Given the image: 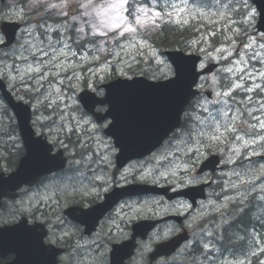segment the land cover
Listing matches in <instances>:
<instances>
[{"label":"rangeland","instance_id":"1","mask_svg":"<svg viewBox=\"0 0 264 264\" xmlns=\"http://www.w3.org/2000/svg\"><path fill=\"white\" fill-rule=\"evenodd\" d=\"M174 1L147 0L146 2L144 0H127L126 6L119 13L113 8V5L118 4L120 0H7L4 7L0 3V25L3 21H17L24 26L21 30L20 46H17L15 51H13V54L18 58L17 66L15 62L8 60L2 63L1 72L9 75L11 85L14 88L20 89L17 83L28 79V86H25L24 89L21 88L20 92L23 96H26L28 92V99L26 100L33 106L35 111L34 126L42 132L43 130H48V133L52 134L65 132L69 135L73 130H76L82 145L94 150L96 156H102L103 161L109 164L112 154L109 153L110 148L101 133L103 126H98L92 117L86 115L78 101V95L85 89L97 92L99 87L111 77H130V70L147 63H153L159 69H162L159 70L160 72H165V76L168 75V64L160 49L154 44V36L150 39L148 37L152 36L166 20L173 24H178L176 22V9L171 7ZM160 4L162 8H167L166 12L157 10ZM175 4L184 8L181 17L183 21H186L184 24L192 21V24L198 27L203 22L212 19L207 15L212 12L208 7L190 5L187 0H185V3L179 2ZM48 11L63 18L61 21L42 25L40 31L38 30V24L33 25L34 22L40 21L33 20L34 15L31 13L44 14ZM144 12L148 13L147 17L143 16ZM155 12L161 13L160 19L157 21L158 26L151 24V17ZM168 12H172L173 16L169 17L167 15ZM120 15L131 26L137 27L135 33H125V35L121 36L119 35V30L109 31L113 26L114 18ZM203 15H205V17H202L203 19L195 18L190 20L195 16ZM137 16L146 21V27L141 28L135 24ZM104 23H107L108 27H104ZM26 24H28V30ZM250 26L251 23L246 20H239L235 25L236 29L245 32L250 29ZM192 38H194V35H192ZM3 40L0 30V41ZM78 42H82L87 50L78 51L76 48ZM235 48L236 46L216 49L211 53L212 55L208 56L219 60L223 51L233 54ZM255 54L258 59L264 56L263 51L255 52ZM27 58L28 61L21 62V60ZM241 59L247 60V58ZM36 69H39V71H36ZM240 69L241 64L237 63L235 67H230L228 70L239 71ZM262 70H256V75L259 76V83L257 86L252 83L250 89L253 91L257 87L259 94L264 95V88H262L264 86L262 82V80L264 81V70ZM225 84L226 86L229 85V83ZM242 86H245V83L241 80L231 84L227 90H222L221 85L217 86V100L209 103L214 116L219 113L222 117V122L229 124L232 129L243 118V111L239 107V103L247 104L246 112L250 120L254 119V114H264L262 111L263 100L252 99L251 101L249 100V103L246 99L243 101L237 97L232 105L227 95L222 96L224 92H232L231 95H233V90ZM206 101L203 99L201 104L208 110L209 104ZM253 103L255 106H252L254 105ZM1 107L2 102H0V111L4 109V107ZM226 111L228 116L224 117L223 113ZM3 121L4 119L0 112V134L1 132L3 133V136H0V140L15 141L17 137L12 134L9 125L3 124ZM212 121L213 118H209L203 121V124L212 123ZM261 122H264V120ZM257 126V128L254 125L253 127H247L246 132H243V134L249 136L255 134L253 138H250V142L249 140L238 142L232 137L226 141L229 134H235L234 130L226 132L225 138L217 142L220 149L222 145H228L230 151L226 155V162L231 165L240 160H253L247 162L244 167L234 168L232 173L227 174V177L220 174L225 177L224 185L221 186L222 190L218 194L213 193L212 197L214 198L215 195L225 197L222 199L218 197L214 201L211 200L208 204L201 205L195 211L189 222V226L194 230L192 242L187 244L189 246L184 247L178 256L162 260L159 264H264V226L262 231L252 232L249 235L251 247L248 254H246L247 256H237V259L232 256L220 258L219 254L208 257L205 255L191 256L192 245L197 240H201L200 243L206 249L210 246L207 241H204V237L207 240L212 237L210 233L206 234L208 231L207 227L199 229L197 225L214 209V211L219 212L223 210L224 215H227L236 203H245L254 197L255 199L249 205H254V209L257 208L254 212V214L258 215L257 223L263 222L264 225V161L259 158L264 157V128L261 125ZM46 127L49 128L46 129ZM212 132L208 135H211ZM84 133L85 135H83ZM93 134H95L94 137L97 139L96 141L94 140L95 144L91 140ZM193 137L186 136L183 131L174 137L155 157V161L145 166V173L141 174L145 180H164L183 172L187 173L186 179L193 178L192 181L186 184L201 182V179L194 174L195 168L204 159L206 148L210 143H207L205 138H203L202 142H198L199 138L196 133ZM191 142L195 143V145H191ZM246 145H248V149L242 152L239 159L235 160L232 153L234 156L240 155L242 147ZM177 146H179L180 150H177ZM196 148H199L200 151H195ZM223 149H225V146H223ZM165 150H172L171 156L174 152L179 153V157H175L170 164L164 165L162 162L168 158L164 152ZM244 152H247V154L244 155ZM92 155L90 154V156ZM3 157H8V155L3 154ZM100 167L101 163L97 164L94 171H96V168L99 170ZM107 180L108 183L112 182V178L109 175ZM175 181L178 184L182 182L181 175L175 178ZM51 190L45 191L40 199L47 203L54 202L53 199L56 198V195L54 194L53 197H50L49 192ZM28 201L38 202L39 199L35 200L30 197ZM25 202L26 200L22 199L18 203L23 204ZM150 205L151 203L146 200L145 207L143 206L144 209L135 208L136 214L138 216H147V214L154 211V208ZM171 210L173 211L172 208ZM176 210L178 212L186 211L189 210V207L183 203L177 205ZM158 211L162 213L164 210ZM234 212L235 210L233 209L232 214ZM232 214H230V217H232ZM238 214L240 215V213ZM122 217L123 219L126 218V226L132 220L129 212H122ZM224 223L225 219L222 221V224ZM160 234L159 232L154 233L153 238L158 241ZM153 238L150 243L148 242L144 246L146 251L152 247L155 241ZM212 239L213 237L210 243H212ZM140 256L132 264L142 263L143 260Z\"/></svg>","mask_w":264,"mask_h":264},{"label":"water","instance_id":"2","mask_svg":"<svg viewBox=\"0 0 264 264\" xmlns=\"http://www.w3.org/2000/svg\"><path fill=\"white\" fill-rule=\"evenodd\" d=\"M260 9L261 18L259 29L264 31V0H252ZM15 26H9L13 30ZM166 55L175 66L176 76L164 82H149L144 78L129 80H117L108 85H104L106 96L97 98L94 94L85 91L80 95V100L84 107L102 122L106 118L112 119V124L107 130V134L115 139V143L120 150L118 163L120 165L136 158L147 156L158 148L164 139L176 128L180 126L181 117L186 105L196 94L193 89L197 84L200 74L197 72L199 57L185 56L181 52H166ZM0 91L3 98L14 111L18 121L22 139L27 145L28 141V163L39 160L41 168L38 174H48L59 170L63 166L60 158H52L50 150L45 143H41L45 148V153L40 156L35 150L34 131L31 127L30 107L22 102H16L11 93L7 90L6 84L0 80ZM109 105L105 115L95 113L98 105ZM25 164L24 157L17 171L10 175L8 179L11 183L17 184V188L25 183ZM216 160L211 158L204 164V168L214 166ZM30 179V177H28ZM143 193H159L166 190H159L155 187L144 186ZM3 195L0 194V205ZM18 228V226H15ZM152 227L145 228V234ZM8 235L0 230V236H5L4 242L0 245V256L16 248L18 257L12 264H25V251L23 238L16 236L12 228ZM137 236V228H135ZM146 236V235H144ZM182 239H174L169 243L157 246L152 254L153 258L174 252L181 244ZM134 248L133 241H129L121 246H116L112 254V264H124V261L132 255ZM36 255L33 249H29L28 264H34Z\"/></svg>","mask_w":264,"mask_h":264},{"label":"flooded vegetation","instance_id":"3","mask_svg":"<svg viewBox=\"0 0 264 264\" xmlns=\"http://www.w3.org/2000/svg\"><path fill=\"white\" fill-rule=\"evenodd\" d=\"M25 61H28V58L25 59ZM263 84L264 81L262 80ZM245 86H252L251 82L244 81ZM261 87V86H260ZM229 88V85L226 86V84L222 85V90H227ZM264 88V86H262ZM257 90V89H256ZM259 94L260 92L257 91ZM233 94L240 97H245L244 92L241 91V89H234ZM239 107L242 109L243 118L240 120L239 123L234 125V135H239L241 137L238 142L243 140H249L250 138H253L255 134H252L251 136L243 134V132H246L247 127H254L257 128V125H261L260 122L264 120V114H254V119L250 120V118L247 117V104L239 103ZM254 104V103H253ZM252 106H255L252 105ZM263 115V116H262ZM260 117V118H259ZM256 118V119H255ZM247 120V122H245ZM255 120V121H254ZM245 122V123H244ZM244 135V136H243ZM111 142V141H110ZM256 142V141H255ZM226 149V150H225ZM225 149H222V152L220 151L222 157L223 154L229 153V147H225ZM247 154V152H246ZM224 158V157H223ZM250 161L253 159H249ZM256 160V159H255ZM131 165V164H130ZM245 164H228L227 166H224L221 170H224L226 168L228 171L227 173H232L234 168H241ZM129 165L118 169L115 167L114 162L110 161L109 166L107 167V172L113 170V176L115 177V180L112 179V182L108 184L107 190L108 192L114 190L115 188H122L126 187L132 184H143V180H139V178L135 174H130L127 172ZM92 173V164H86L84 163L81 167V170L78 175L83 174H91ZM224 175V171L222 172H215V174L207 173L204 176L201 177L202 182H211L214 189L208 188L207 189V198L206 203L208 204V200L210 199V196L214 193L218 194L219 189H217V186H222V182H219L218 180L221 179L222 181L225 180V177H222ZM81 179V178H80ZM62 180L61 175H51L42 178L39 183L35 187H24L22 191L19 193V198H22L25 196L26 203L24 205L20 204L18 205L20 208L24 207V214L21 215L25 217L26 223H25V231L28 235L34 234V235H44L43 243H44V250L43 253L46 255L47 259L50 262H53L55 264H109L110 262V254L111 250L113 248L114 244L122 243L123 241L127 240L131 234H132V225L125 224L126 218L123 219L122 212L125 213V211H120V208L125 206H132V205H141L144 204V197L143 196H137V197H126L124 199L115 200L114 206L105 214L104 218L99 222L96 230H94L92 233H87L88 228L85 225H80L74 221H72L66 214V209L70 207H75L80 211V208H88L91 205L96 204L97 202H100L101 195L99 193H94L90 191L87 188V185L85 183H81V181H77L78 189H70L69 192H62L61 189L58 187L56 188L57 191V201L58 203L52 207L51 209L47 208H41V205H35L32 203H28V195L30 193H33L34 191L40 190L45 186L52 185L55 181ZM218 182V183H217ZM81 187V188H80ZM211 187V186H210ZM85 190H89L88 193ZM220 196V195H215ZM18 198V199H19ZM10 202L13 200H9ZM7 200L4 202L3 208H11V204ZM14 204V203H13ZM12 204V205H13ZM17 205V204H15ZM171 205V204H170ZM189 207V206H188ZM209 208V207H208ZM196 209V208H195ZM3 210V209H2ZM2 210L0 211V217L2 216ZM171 212V206L169 208ZM16 209L10 210V212H13L16 214ZM19 212L21 210H18ZM176 214L183 215L184 220L186 223L183 225H180L174 221L167 222V224L163 225L161 228H163L162 233L166 234L162 236L161 239L169 237V235H175L177 233L182 234L186 233V230L189 231L190 237L188 238V242L185 244H189L192 242L194 236L192 228L189 226V222L191 221L192 217L194 216V209L186 211H177L174 210ZM128 213V212H127ZM134 212H132L133 214ZM79 214V212L77 213ZM9 215L14 216V222H16V218L18 215H13L10 213ZM133 219V217H132ZM16 220V221H15ZM123 220V221H122ZM136 220H138V217L133 219V224ZM6 220L1 219L0 225H5ZM174 222V223H173ZM13 223V222H12ZM207 227L208 231L206 234H209L212 232V237L215 236L216 230L213 225H197V228L202 229ZM223 228V227H222ZM224 229V228H223ZM255 230V229H254ZM252 230L251 232H253ZM157 231H154L156 233ZM153 233V234H154ZM247 240L244 242L249 243V235L250 232L247 234ZM211 237V238H212ZM211 238L208 239V241H211ZM157 242H160V237ZM198 242V240H197ZM196 242V243H197ZM211 244V243H210ZM193 244L191 251L194 250ZM27 251V264H28V244L26 246ZM62 251V252H60ZM58 253L57 255H54L53 253ZM211 255V253H208ZM208 254L206 257H208ZM239 254V253H238ZM237 253L234 254V259H237ZM13 259V256L8 255L5 258H0V264H5L10 262Z\"/></svg>","mask_w":264,"mask_h":264},{"label":"trees","instance_id":"4","mask_svg":"<svg viewBox=\"0 0 264 264\" xmlns=\"http://www.w3.org/2000/svg\"><path fill=\"white\" fill-rule=\"evenodd\" d=\"M233 0H196L195 2L198 3V6L200 7H208L210 11H216L222 8L225 4L232 2ZM192 34L190 31H181V27L178 29L176 28H168L165 29L163 32H159L156 36H154V43L155 45L160 49H167V48H180L183 50H188L191 47H187L186 42L190 37L192 38ZM151 70L147 69L143 75L147 77H151ZM3 110L6 111V115L9 117L10 122L15 124V120L10 112V110L5 107ZM2 133V132H1ZM257 210V208L254 209V205H249L246 209L247 216L244 218H239L238 220L235 218L237 216H234L235 218L233 222L229 225V227L225 226L223 229V237L224 239L221 242H215L214 246L216 248V251H222V257L224 255L229 254L230 252L239 253L241 251L242 242L238 240V234L239 235H246L250 230L245 226L247 222L250 220H254V218H258V215L254 214V211ZM244 223V224H243ZM236 225V226H235ZM239 227V228H238ZM255 230L260 231V228L257 227ZM240 231V232H239ZM228 234V235H227ZM215 236H218V231L216 230ZM233 238V239H232ZM231 239V240H230ZM233 242V243H232ZM240 245V246H239ZM233 246V249H232ZM238 247V248H236ZM226 253V254H225ZM233 254V255H234ZM225 257V256H224Z\"/></svg>","mask_w":264,"mask_h":264},{"label":"bare ground","instance_id":"5","mask_svg":"<svg viewBox=\"0 0 264 264\" xmlns=\"http://www.w3.org/2000/svg\"><path fill=\"white\" fill-rule=\"evenodd\" d=\"M154 42V41H153ZM155 44V43H154ZM157 47V46H156ZM165 49H163V50H160L161 52L162 51H164ZM262 70V69H261ZM264 70V69H263ZM262 70V71H263ZM252 83V82H251ZM229 87H230V85H229ZM235 95V94H234ZM235 97L237 98H239V99H241V100H245L246 99V97H240V96H236L235 95ZM256 100H263L264 101V95H262V94H258L257 95V97L255 98ZM263 116V115H262ZM260 118V117H259ZM255 121V120H254ZM261 130V129H260ZM257 131H259L258 129H257ZM0 136H2V133L0 134ZM234 138L233 137V134H229L228 135V138H227V140L226 141H228V139L229 138ZM194 138V137H193ZM223 146H225V147H228V145H222V147H221V149H220V151L222 152V149H223ZM223 153V152H222ZM244 155H246V152H244ZM223 157H224V159L226 160V154H223ZM252 161V160H251ZM247 162H250V160H248V161H244V160H240V161H236L235 162V164H239V166H241V164H246ZM228 164H230V163H228ZM244 166H246V165H244ZM243 166V167H244ZM240 172V171H239ZM218 173V172H217ZM212 174H215V173H212ZM219 182H222V185H224V181H222L221 179H219L218 180ZM218 183V182H217ZM217 189H219V190H222V187L221 186H217ZM260 191V190H259ZM224 198L225 196H214V199L216 200L217 198ZM258 197V196H257ZM263 198V197H262ZM255 198L253 197V198H250L248 201H246L245 203H236L234 206H233V208L231 209V211H230V213L229 214H227V215H224V213H223V210L222 211H212L205 219H203V220H201L199 223H198V225H200V224H202V225H205V226H209V225H213L214 227H215V230H217L218 231V236L216 237V236H213V239H212V245L210 244V242L211 241H208L207 240V238H205L204 237V241L206 242L207 241V243H209L210 244V246H209V248L208 249H206V248H204L203 247V245L200 243V241L201 240H198V242L197 243H195V247H194V250L193 251H191V256L192 257H195V256H201V255H205V256H207V254L208 253H211V255H209L208 254V256H213V255H215V254H219L220 255V258H225V257H227V256H232V257H234V253L233 252H230L229 254H227V255H224L223 257L221 256L222 255V251L220 250L219 252L218 251H216V248H215V246H214V241L216 242H221L223 239H224V237H223V228H225V226H227V227H229V225L233 222V220L236 218L237 220L239 219V218H244V215H245V217L247 216V214L248 213H246V209H247V207L249 206V204L250 203H252V201L254 200ZM233 209L235 210V212L232 214V211H233ZM240 213V215L238 214V213ZM255 212V211H254ZM230 214H232V217H230ZM234 216H237V217H235V218H233ZM225 219V223L224 224H222V221ZM257 220H258V218H254V220H250L249 222H247L246 224H245V226L247 227V228H249V229H252V230H254V229H256L257 227H259L260 228V231H262V228H263V222H258L257 223ZM261 221V220H260ZM244 224V223H243ZM236 226V225H235ZM223 227V228H222ZM239 228V227H238ZM252 230H250L249 232H250V234L252 233L251 231ZM259 231V232H260ZM240 232V231H239ZM253 232H257V230H254ZM186 235V233H182V234H180V236L182 237V236H185ZM210 235H212V232L210 233ZM228 235V234H227ZM233 239V238H232ZM248 238H247V235H239L238 234V240L239 241H241L242 242V246L240 247L241 248V251L239 252V254L237 255V256H247L246 254H248V252H249V249H250V247H251V245H250V243H246V242H244L245 240H247ZM231 240V239H230ZM188 242V239L184 242V244H186ZM254 242V241H253ZM233 243V242H232ZM206 244V243H205ZM193 246V245H192ZM240 246V245H239ZM236 248H238V247H236ZM232 249H233V246H232ZM226 254V253H225ZM254 258H256V257H254ZM154 259H156V258H153V256L152 255H147V260H149V261H151V260H154Z\"/></svg>","mask_w":264,"mask_h":264},{"label":"snow or ice","instance_id":"6","mask_svg":"<svg viewBox=\"0 0 264 264\" xmlns=\"http://www.w3.org/2000/svg\"><path fill=\"white\" fill-rule=\"evenodd\" d=\"M127 4V0H120V2L118 4L113 5V8L116 9V11L122 12L123 8L126 6ZM172 8L176 9V22L177 23H186V21L182 20V14L184 12V8L177 5V4H172L171 5ZM167 15L169 17L173 16L172 12H168ZM144 17L148 16L147 12L143 13ZM161 13L159 12H155L152 14L151 17V24L154 26H158L157 21L160 19ZM135 24L139 27H146L147 23L144 19H142L140 16H137L135 19ZM104 27H108L107 23H104ZM119 30V35L123 36L125 35V33H135L137 31V27H133L131 26L128 22L125 21L124 17L122 15L114 18L113 20V26L109 29V31H116ZM106 34V33H104ZM2 42V41H0ZM36 71H39V69H36ZM248 91H251V89H248ZM224 95H228L227 92L224 93ZM224 117L228 116V112H224L223 113ZM204 122L201 121V124H203ZM214 126V131L212 132L211 135H208L207 133H205L204 128H198V129H194V131L197 134L198 142H202L203 138L207 135V138L209 140H216V141H220L222 139L225 138V133L226 132H231L233 129L232 127L227 124V123H223L222 122V117L219 113H217V115L215 117H213V121H212V125H208V127H213ZM261 127L264 128V122H261ZM221 129H223V131H221ZM236 140H240L241 137L239 135H236L234 137ZM177 150H180L179 146H177ZM195 151H199V148H196ZM237 175H239L237 173ZM83 215H87V213H83Z\"/></svg>","mask_w":264,"mask_h":264}]
</instances>
